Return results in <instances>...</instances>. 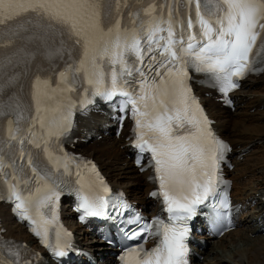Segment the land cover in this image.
<instances>
[{
    "label": "snow or ice",
    "instance_id": "snow-or-ice-1",
    "mask_svg": "<svg viewBox=\"0 0 264 264\" xmlns=\"http://www.w3.org/2000/svg\"><path fill=\"white\" fill-rule=\"evenodd\" d=\"M186 4L189 7L195 5V25L189 16L187 29L198 26L199 39L193 31H189L186 40L183 34L177 38L176 25L183 27L182 22L174 20L171 9L167 18L163 15L155 17L153 5L143 10L151 18L150 22L136 24L140 17L137 12L133 14V28L130 30L122 28L119 19L113 26L105 27L104 18L109 14L104 7L105 0H0V47L14 43V38L35 26L53 44L58 41L54 51L48 50L49 58L68 56L65 69L58 73L56 88L39 77L32 85L35 119L42 128L45 120L42 113L48 110L41 108V96L51 99L48 89L52 93L74 91L73 85L80 74L91 86L93 96L112 101L119 95L125 98L120 101L122 108L132 107L138 129L136 147L152 155L161 189L160 193L152 195L162 194V211L168 216L167 222L155 217L151 223H143L144 218L140 216L129 221L139 230L126 233L127 239L137 240L142 236L145 241L149 236L161 239L150 250L144 248L143 242L126 248L120 257L122 264H187L186 222L196 214L197 205L204 203L213 191L216 154L227 146L215 140L208 128L207 117L190 96V89L186 86L189 62L196 71L212 73L225 94L238 87L234 78L243 77L248 71L264 70L255 67L264 63V0H186ZM74 51L79 52L78 60L73 59ZM105 63L110 69L107 73ZM11 64L9 58L8 65ZM4 68L5 65L0 63V94L18 79L13 75L4 81ZM61 84L65 87L61 88ZM13 103L14 106L9 104L8 109L15 113L18 123L23 118V108L18 97ZM3 108L0 101V116L5 114ZM63 119L67 120V117ZM10 138H16L11 129ZM2 167L0 164V169ZM32 172L37 182H45L50 193L39 205L45 206L53 198L58 200L59 192L47 183L50 174H41L36 167H32ZM8 187L11 197L18 201L16 208L21 210V218H29L26 202L16 191V186L9 184ZM40 191L38 187L36 192ZM104 191L107 192V188ZM107 207L108 201L103 196H80L79 209H83L84 216H103ZM223 207H229L227 197ZM55 219L54 211L51 220L41 215V230L33 227L32 231L41 237L42 243L52 248L56 256H65L67 253L62 248L68 245L60 244L59 232L56 246L49 243L47 225ZM8 252L15 260H0V264H19L20 253L11 246ZM23 264L31 262L25 260Z\"/></svg>",
    "mask_w": 264,
    "mask_h": 264
},
{
    "label": "bare ground",
    "instance_id": "bare-ground-1",
    "mask_svg": "<svg viewBox=\"0 0 264 264\" xmlns=\"http://www.w3.org/2000/svg\"><path fill=\"white\" fill-rule=\"evenodd\" d=\"M167 9H178L181 3L186 0H162ZM152 0H105V9L109 12L104 18L105 27L113 26L117 19L121 22V27L133 28V18L139 12V20L144 23L150 22L151 18L144 13V9L150 5L156 7ZM159 17L158 13H154ZM6 40L7 37H4ZM58 46V41L53 44L43 36L39 27L30 26V31L22 33L14 38V43L7 47H0V63L5 65L3 69V80L7 81L9 76L17 75L15 84L5 88L0 94V101L4 104V115L0 116V131L6 133L11 129V121L14 113L8 109L9 104H13L18 97L23 110L34 106L35 116L36 102L33 100L32 85L37 77L47 80L52 88L57 87L59 80L58 73L66 67L67 54L63 59L59 56L48 57L49 49L52 51ZM34 54V55H32ZM11 58L12 64L8 65ZM73 59H79V52H73ZM71 62V61H69ZM90 67V66H89ZM83 74H80V76ZM79 76V77H80ZM61 88L65 87L60 85ZM43 90V89H42ZM52 98L42 95L40 104H46L49 109L42 115L46 118L48 128L59 127L63 121L61 111L67 113L76 102H82L87 94L82 92L52 93L47 90ZM201 91L203 95L204 92ZM9 97L13 99L10 100ZM210 115L216 119L217 127L221 135L229 140L234 154L233 197L234 201L244 208L243 213L237 217L238 225L235 230L224 234L221 238L209 241L207 245L198 249L199 254L195 258V264H264V75L257 78H250L242 83L241 88L233 93V101L236 106L234 113L227 107L216 103L210 97L203 96ZM59 109V110H56ZM97 115L82 122V129L88 123L98 129L96 123ZM89 127V126H88ZM87 127V128H88ZM125 133L122 138L111 136L109 142L103 144L100 141H89L86 144L78 143L79 151H84L89 156L93 155L106 174L109 181L121 187L129 196L137 200L144 211H154L156 209L154 201L148 196L151 186L146 180V173L139 172L127 158L128 147ZM81 136V135H80ZM106 141V140H105ZM245 152L242 159L237 160L241 153ZM250 174V180L245 181L242 176ZM251 204V206H250ZM248 206H250L248 208ZM68 217L73 219L72 213L65 211ZM0 216L6 229V234L11 237H21L29 244H35V240L25 233V230L14 223L7 209L0 207ZM77 239L84 247L93 250L94 253L105 255L107 249L100 243H95L98 239L92 234L91 229L76 228ZM105 260L109 264V256L105 255ZM47 264H55L50 259ZM104 264V263H102Z\"/></svg>",
    "mask_w": 264,
    "mask_h": 264
},
{
    "label": "rangeland",
    "instance_id": "rangeland-1",
    "mask_svg": "<svg viewBox=\"0 0 264 264\" xmlns=\"http://www.w3.org/2000/svg\"><path fill=\"white\" fill-rule=\"evenodd\" d=\"M263 75H264V73H263L262 75H260V76H263ZM260 76H259V77H260ZM230 111L234 113V110L230 109ZM100 140H102V139H100ZM105 140H106V141H105ZM105 140H104V141H100V142H103V144H106V143L109 142L108 139H105ZM98 141H99V140H98ZM249 176H251L249 173H248V174H245V175L242 176V179H243V180L246 179L245 181H248V180H250Z\"/></svg>",
    "mask_w": 264,
    "mask_h": 264
}]
</instances>
